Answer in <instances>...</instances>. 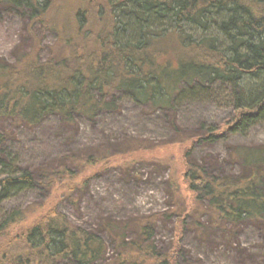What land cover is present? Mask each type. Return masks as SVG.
<instances>
[{
	"label": "trees",
	"instance_id": "obj_1",
	"mask_svg": "<svg viewBox=\"0 0 264 264\" xmlns=\"http://www.w3.org/2000/svg\"><path fill=\"white\" fill-rule=\"evenodd\" d=\"M27 2L33 20L43 23L51 1ZM92 8L77 11L75 29L60 35V46L51 47L48 57L41 56L40 38L33 51H22L13 62L0 57V206L34 186L50 193L59 178H74L91 165L104 166L119 152L153 148L135 139L116 151L109 143L31 170L6 157L11 130L1 124L4 121L12 128L32 127L55 117L75 127L79 118L95 121L103 112L116 111L120 95L172 110L187 87L193 91L216 82L232 86L234 110L223 122L201 121L193 134L178 131L173 140L193 141L184 152L183 182L192 203L181 207L175 200L169 211L121 223L107 221L102 229L74 223L55 203L7 244L0 242V264H60L66 259L100 264L108 260L103 229L117 246L108 264H192L181 256L189 226L234 233L249 222L264 225L263 143L232 145L229 158L237 170L193 156L194 146L203 141L247 135L264 123V0H103ZM87 180L73 186L80 188ZM169 187L172 197L181 194V183L173 175ZM30 210L15 209L0 219V238ZM172 216L175 240L170 247H160L157 220ZM131 227L134 237L128 235Z\"/></svg>",
	"mask_w": 264,
	"mask_h": 264
},
{
	"label": "rangeland",
	"instance_id": "obj_2",
	"mask_svg": "<svg viewBox=\"0 0 264 264\" xmlns=\"http://www.w3.org/2000/svg\"><path fill=\"white\" fill-rule=\"evenodd\" d=\"M42 3L45 0H37ZM51 7L43 23L31 17L32 7L27 0H0V57L13 62L22 51H33L36 39L41 40V56L48 57L51 47L60 46V35L73 32L79 21L78 10L88 13L103 0H50ZM98 5V6H96ZM93 9V8H92ZM57 46V47H55ZM55 47V48H54ZM231 85L216 82L187 87L174 102V109L152 108L126 95H120L116 111L103 112L95 121L79 118L74 127L62 125L50 117L36 126L21 125L9 128L6 157L14 165L36 170L54 164L66 155L85 153L98 146L115 144L118 150L129 141L151 144V149L122 153L109 157L104 166L91 165L74 178H59L48 193L42 186L28 188L6 199L0 206V219L15 209H31L26 218L12 226L0 238L3 245L20 234L41 213L55 203L71 220L88 228L102 229L107 221L121 223L133 218L154 215L192 203L185 188L184 152L193 141L183 144L173 141L177 132L193 134L201 121L218 123L226 120L234 110ZM178 126V129H177ZM264 144V123L252 127L247 135H234L228 140L195 145L193 156L210 161L218 168L237 170L230 163L229 153L234 144ZM127 147V146H126ZM174 176L181 183V194L172 197L169 179ZM88 176L80 188L76 183ZM72 185L73 187H69ZM74 190L70 192L69 190ZM67 191V192H66ZM175 201V202H176ZM44 204L43 206H41ZM176 208V207H175ZM190 219V218H189ZM203 221L208 224V217ZM175 217L158 218L155 239L160 247H170L175 240ZM201 231L188 227L181 240L183 256L192 264H261L264 253V225L249 222L236 232L213 229ZM134 237V228L128 229ZM108 245V264L117 255V246L110 233L101 231ZM60 264H74L66 259Z\"/></svg>",
	"mask_w": 264,
	"mask_h": 264
}]
</instances>
